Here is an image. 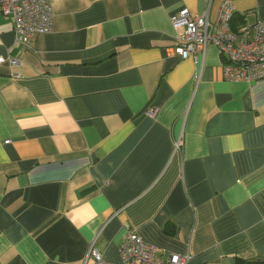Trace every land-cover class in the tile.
Instances as JSON below:
<instances>
[{
	"label": "crops",
	"instance_id": "0c3cea01",
	"mask_svg": "<svg viewBox=\"0 0 264 264\" xmlns=\"http://www.w3.org/2000/svg\"><path fill=\"white\" fill-rule=\"evenodd\" d=\"M223 1L54 0L30 49L0 14V264H120L127 230L187 264H264V78L174 51L171 16ZM233 1L235 24L264 18Z\"/></svg>",
	"mask_w": 264,
	"mask_h": 264
},
{
	"label": "built area",
	"instance_id": "2783aa9c",
	"mask_svg": "<svg viewBox=\"0 0 264 264\" xmlns=\"http://www.w3.org/2000/svg\"><path fill=\"white\" fill-rule=\"evenodd\" d=\"M54 0H0V14L12 18L16 43L32 48L38 33L51 32L54 23ZM233 0H224L215 18L209 7L201 13L183 8L171 16L176 29H182L174 47L182 58L205 53L218 47L224 59L223 74L229 80L256 81L264 78V18L252 24L234 23ZM181 141L176 142L179 149ZM99 263L102 254L93 249ZM120 264H187L189 254L160 251L134 230H127L120 245Z\"/></svg>",
	"mask_w": 264,
	"mask_h": 264
}]
</instances>
